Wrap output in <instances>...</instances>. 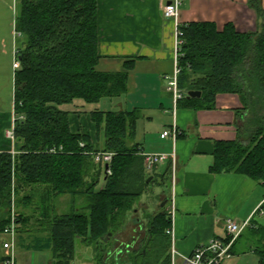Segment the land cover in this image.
<instances>
[{
    "label": "trees",
    "instance_id": "obj_1",
    "mask_svg": "<svg viewBox=\"0 0 264 264\" xmlns=\"http://www.w3.org/2000/svg\"><path fill=\"white\" fill-rule=\"evenodd\" d=\"M249 2L261 21L255 32H239L232 23L222 29L213 22L179 25V88L202 96H186L178 106L215 110L220 95L236 96L237 138L215 141L211 171L264 184V6ZM15 30L22 38L14 78L16 154L0 153V234L12 224L14 206L17 236L30 232L31 220L39 226L29 244L21 243L24 249L49 252L52 264H76L80 241L92 248L95 264H108L105 250L155 181L136 143L139 114L91 110L98 137L104 134L101 148L89 133L71 130L72 113L63 107L127 94L135 60L124 61L120 71L99 68L98 0H18ZM99 152L113 154L110 175L95 161ZM66 195L71 212L58 215L53 202ZM149 222L144 248L121 254L129 264H171L170 215L160 212ZM246 231L264 264V227L251 223Z\"/></svg>",
    "mask_w": 264,
    "mask_h": 264
},
{
    "label": "crops",
    "instance_id": "obj_2",
    "mask_svg": "<svg viewBox=\"0 0 264 264\" xmlns=\"http://www.w3.org/2000/svg\"><path fill=\"white\" fill-rule=\"evenodd\" d=\"M259 1L264 6V0ZM166 3L167 0H98L99 68L120 71L124 61L135 60L128 93L111 100H117L116 111L138 112L136 143L144 154L172 155L155 170V181L143 196L155 202L165 198L160 212H168L171 218L170 258L175 251L177 262H181L212 239H226L227 219L264 227L259 222V216H264L263 210L259 212L264 204V184L235 172L211 171L215 141L237 138L241 122L235 114L240 108L236 96L220 95L215 110L193 111L178 106L174 115L166 77L172 76L176 67L177 26L164 16ZM10 8V0H0V153L13 154L15 141L7 137V132L14 128V99L12 104L8 96L9 103L6 102L2 87L5 83V89L11 87L16 72L18 35L14 30L16 17L11 16ZM192 22H213L219 29L232 23L242 33L257 31L261 23L249 0H184L179 23ZM82 113L75 110L71 114V130L89 133L92 143L102 148L103 132L98 137L91 111ZM174 124L178 129L176 140L161 139V133ZM143 196L140 204H146ZM20 235L16 249L33 240L30 232ZM6 240L0 234V264L8 254L3 249ZM252 255L258 257L251 246L242 251L235 246L230 259ZM16 263L28 264L26 260L17 262V258Z\"/></svg>",
    "mask_w": 264,
    "mask_h": 264
},
{
    "label": "rangeland",
    "instance_id": "obj_3",
    "mask_svg": "<svg viewBox=\"0 0 264 264\" xmlns=\"http://www.w3.org/2000/svg\"><path fill=\"white\" fill-rule=\"evenodd\" d=\"M10 7L11 16L16 17V14L18 12V0H10ZM21 40L22 38L19 37L17 43L18 47L20 46ZM5 85H2V87L6 94V102L9 103V100H11L13 104L14 83L11 85L10 88L6 87V89ZM8 96H11V99L7 100ZM116 101L117 100L106 99L103 100L100 104L94 105L88 104L82 100H77L74 104L65 106L63 108L67 111H70L72 114L75 110H77L78 113H85V111H91L96 108L102 110H115ZM101 183L103 184V181H101ZM147 197L148 196H143V199H146L144 200L146 201V204H140V200L137 202V204L135 205L136 211L129 214L126 225L117 235H115L112 244L110 245V247H108L109 250H105L104 261H107L108 264H116V262H118L117 264H128V259L126 257L127 255H122L121 252H127V250L132 252L134 250H142L144 248L143 241H145L148 234V226L150 223L149 216H154L160 213L161 205L165 201V198H159V200L155 202V199L151 201L150 198ZM71 203L72 197H70L69 195L61 196L55 199L53 204L56 209V214L64 215L70 213L72 206ZM81 203L82 202H79V205ZM259 217L262 219L261 221L259 220V222L264 226V216L261 215ZM38 227L39 226H37V223L34 220H31V222L27 226L29 231L34 234H36L35 232H37ZM247 231L244 233V237L236 245L238 246V249L240 251L249 248L252 242H256V239H252V237L249 236V233ZM5 238L7 239V237ZM250 241L252 242L250 243ZM93 255L94 254L90 246H87L86 244L83 245L80 243V241H78L76 249V264H95ZM16 258L17 262L21 260H26L28 264L29 261L31 262V264H52L50 253L28 252V250L24 249L22 246H19L18 249H16ZM223 264H259V258L253 255L249 257L234 256V258L226 260Z\"/></svg>",
    "mask_w": 264,
    "mask_h": 264
},
{
    "label": "built area",
    "instance_id": "obj_4",
    "mask_svg": "<svg viewBox=\"0 0 264 264\" xmlns=\"http://www.w3.org/2000/svg\"><path fill=\"white\" fill-rule=\"evenodd\" d=\"M184 0H167L164 6V16L167 19H173L176 22V34H175V61L176 67L172 76L166 77L168 90L172 93L174 103V115H176L179 102L182 101L187 94L179 88L178 77L180 74V68L178 67V59L180 54V48L183 45L182 33L179 31V19L181 15V7L183 6ZM20 64L18 60L14 62V69L18 70ZM178 136V129L176 124L172 128L166 129L161 133V139L172 138L176 140ZM7 137L11 141H15L14 129L7 132ZM15 155V153H13ZM94 158L96 162H101L104 165H109L106 171L108 175L111 174V163L113 160V154L110 153H95ZM172 158V155L162 154H144L145 170L148 175H153L155 170L167 163ZM259 212L262 209L259 208ZM14 215V206L12 214V224L10 228L4 231V237L7 240L3 242V249L8 252L7 256L3 258L2 264H17L16 263V245H17V231L16 221ZM251 225L250 221L237 222L234 219H227L225 221V229L227 233L226 239L215 238L212 239L208 244L203 245L195 249V251L187 257H183L181 262H177L176 253H171V264H222L224 261L232 257V249L235 242L239 239L241 234ZM172 232L168 230V234ZM129 264V263H128Z\"/></svg>",
    "mask_w": 264,
    "mask_h": 264
},
{
    "label": "water",
    "instance_id": "obj_5",
    "mask_svg": "<svg viewBox=\"0 0 264 264\" xmlns=\"http://www.w3.org/2000/svg\"><path fill=\"white\" fill-rule=\"evenodd\" d=\"M188 98H200L202 96V92L201 91H190L188 93ZM109 168V165H105V170H107ZM152 180V178H149L147 183H149ZM164 206V204H163Z\"/></svg>",
    "mask_w": 264,
    "mask_h": 264
}]
</instances>
